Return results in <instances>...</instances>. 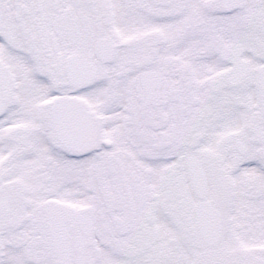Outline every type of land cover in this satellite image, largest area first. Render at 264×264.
I'll list each match as a JSON object with an SVG mask.
<instances>
[{"label":"flooded vegetation","instance_id":"af4514ba","mask_svg":"<svg viewBox=\"0 0 264 264\" xmlns=\"http://www.w3.org/2000/svg\"><path fill=\"white\" fill-rule=\"evenodd\" d=\"M264 0H0V264H264Z\"/></svg>","mask_w":264,"mask_h":264}]
</instances>
